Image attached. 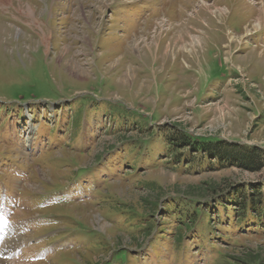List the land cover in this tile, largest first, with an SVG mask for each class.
<instances>
[{"label": "rangeland", "instance_id": "1", "mask_svg": "<svg viewBox=\"0 0 264 264\" xmlns=\"http://www.w3.org/2000/svg\"><path fill=\"white\" fill-rule=\"evenodd\" d=\"M5 1L0 264H221L225 242L264 248L220 234L233 229L205 233L207 217L177 247L181 210L221 222L220 203L264 169L176 163L159 137L264 152V0Z\"/></svg>", "mask_w": 264, "mask_h": 264}, {"label": "trees", "instance_id": "2", "mask_svg": "<svg viewBox=\"0 0 264 264\" xmlns=\"http://www.w3.org/2000/svg\"><path fill=\"white\" fill-rule=\"evenodd\" d=\"M160 134L159 137L165 139V146L167 150H169L170 156L172 155L175 159L176 163H179L182 158L188 159L189 156L193 155L192 157H194L198 154L199 157L197 160L200 162L208 160L216 161L218 164L226 163L237 167L241 171L251 173H259L264 169V152L257 148L227 144L219 139L194 138L180 130L171 134L165 132ZM151 137L150 134V136L145 139ZM185 150L188 151L186 156L183 154V151ZM76 176L77 177L75 178H79L80 174H77ZM221 188V185L206 186V188L202 190L200 189L199 191L204 196L209 194L217 195ZM186 196H190V194H186ZM182 199L184 200L185 198ZM154 207L155 205L148 203L144 206L146 211H142L140 214V220L143 221L142 230H146L147 237L155 231L154 222L148 219L149 212H154L156 210ZM220 207L223 208V220H221V222L217 219L218 214L215 215L217 221L213 222L210 217L212 213L209 209L204 210L201 207H192L193 210L188 211L185 214H183L181 210L179 217L184 215V218L182 219L180 217L179 220L178 232L180 235L177 236L176 239L177 247H184L186 244L183 242L184 239L181 235V231L187 232L193 229L198 220L202 222L206 217L209 219L205 223V233L211 234L212 231L218 232L219 228L217 227L221 226L225 231L229 229H233V231L235 230V232H231V235H228V232H218L222 234V237H226L228 240H236V237H256L264 239V178L260 182L246 185L242 189H233L228 195V198L220 203ZM137 216L139 215L131 212L126 216V219H136ZM225 245H227L226 250L232 251L233 254L225 256L221 250H218L217 253L221 256V264H264V248H262V246H259L258 248L256 247L253 250L245 247L240 248L238 244L233 242H225ZM221 249L225 248L223 247ZM120 253H123L125 258L127 257L126 250H122L121 248L114 251L113 257Z\"/></svg>", "mask_w": 264, "mask_h": 264}, {"label": "bare ground", "instance_id": "3", "mask_svg": "<svg viewBox=\"0 0 264 264\" xmlns=\"http://www.w3.org/2000/svg\"><path fill=\"white\" fill-rule=\"evenodd\" d=\"M5 3H6L5 0H0V7H1V6H4ZM263 10H264V8H262V12H264ZM260 14H261V13H260Z\"/></svg>", "mask_w": 264, "mask_h": 264}]
</instances>
